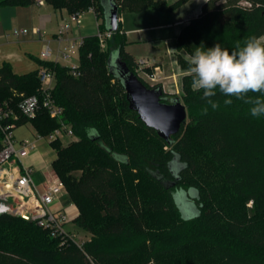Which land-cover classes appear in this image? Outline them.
Instances as JSON below:
<instances>
[{"label":"trees","instance_id":"obj_1","mask_svg":"<svg viewBox=\"0 0 264 264\" xmlns=\"http://www.w3.org/2000/svg\"><path fill=\"white\" fill-rule=\"evenodd\" d=\"M36 1L0 0V7H29ZM44 1L69 15L86 13L90 5V0ZM114 2L119 14L173 10L159 0ZM253 36H264V0H206L176 41L191 56L201 44L220 43L232 51L237 41L243 45ZM105 43L113 49L104 52L97 35L82 39L77 76L56 62H38L53 74L51 98L77 139L50 144L55 149L51 166L79 211L75 230L88 239L82 249L60 248L34 223L1 214L0 264H264V116H251V105L218 90L212 99L220 106L213 110L202 90L184 87L186 121L165 141L129 110L125 93L114 97V85L124 89L108 73L109 55L118 50L130 71L136 64L124 52L120 26ZM37 71L16 75L8 64L0 67V104L18 117L3 124H13V130L30 124L36 134L47 136L58 127L56 120L42 109L33 119L18 111L23 97L38 94ZM162 98L169 103L178 97L163 93ZM229 98L233 103L224 105ZM1 138L0 130V149ZM174 160L183 166L176 176L169 167ZM182 183L197 192L199 215L188 222L180 218L172 195Z\"/></svg>","mask_w":264,"mask_h":264},{"label":"crops","instance_id":"obj_2","mask_svg":"<svg viewBox=\"0 0 264 264\" xmlns=\"http://www.w3.org/2000/svg\"><path fill=\"white\" fill-rule=\"evenodd\" d=\"M202 1L204 3L206 0ZM163 13L174 15V18L170 21H159L161 17L159 14ZM68 16L65 10H55L45 2L42 5L35 4L29 7H0V67L8 64L14 74L24 75L38 70L40 60L56 62L60 65H62L61 60L72 63L71 56L69 59L62 57L65 48L71 42L82 41L85 37L96 35V28L99 31L100 21L94 13L86 12L81 24L71 25L58 41L59 27L67 21ZM146 16L154 18V22L140 24ZM184 17L183 15L179 17L177 11L170 13L151 9L139 13L121 11L119 26L120 33L125 37L124 52L133 58V53H135L139 56V60L147 61L148 65L153 64L154 68H158L161 73L166 72L169 67L171 68L172 52L170 50L174 47L173 42L179 34V25ZM21 30H26V33L19 34L18 31ZM138 44H142V48L133 51L131 48L139 46ZM53 46H55L54 50ZM47 48L51 51V55L49 58H44L43 51ZM75 50L77 51L76 65L62 66L73 68L78 65V48ZM134 60L139 61L135 58ZM28 125L32 131L26 128ZM13 134L16 141H21L26 138L33 139L36 132L30 124H26L14 129ZM48 146L51 147V145ZM34 155L35 153L23 159L25 165L33 168L32 179L35 173L33 163L37 158ZM43 181V175L38 184L33 179L39 190L42 189ZM60 205L67 209L73 219L77 217L76 206L69 201L67 193L60 197Z\"/></svg>","mask_w":264,"mask_h":264},{"label":"built area","instance_id":"obj_3","mask_svg":"<svg viewBox=\"0 0 264 264\" xmlns=\"http://www.w3.org/2000/svg\"><path fill=\"white\" fill-rule=\"evenodd\" d=\"M43 0H37V5H42ZM88 12L93 13L90 9ZM85 12H76L68 16L57 33V40L66 33L71 25H80ZM19 34L26 30L18 31ZM112 33L98 31L97 37L100 45L111 37ZM81 40L71 42L62 53L64 59H69L72 50L79 48ZM51 51L47 48L43 51V57L49 58ZM140 64H145L140 61ZM76 67L71 74L77 76ZM157 69V68H154ZM150 81H155V74H146ZM39 83L38 94L23 97L18 104L19 114L27 119H33L42 109L50 119L56 120L58 127L47 136L36 134L33 139L16 141L13 134V124L4 125L7 118L17 120L13 111L0 104V130L2 133L0 149V215L8 214L27 222H32L38 228L46 231L48 235L57 241L60 248L75 246L82 249L87 239L79 236L77 231L68 230L73 226L74 219L68 214L67 209L61 207L60 197L66 194L65 187L55 174L51 164H47L43 170L44 181L42 189L35 185L32 179L33 168L23 163V159L36 153L38 142L44 141L50 145L54 141L68 143L76 140L71 128L62 121V109L51 98L54 87V76L47 69L39 68L37 71ZM57 206V207H56ZM74 206V205H73ZM75 208V207H74ZM76 209V208H75Z\"/></svg>","mask_w":264,"mask_h":264},{"label":"clouds","instance_id":"obj_4","mask_svg":"<svg viewBox=\"0 0 264 264\" xmlns=\"http://www.w3.org/2000/svg\"><path fill=\"white\" fill-rule=\"evenodd\" d=\"M189 65L191 88L193 91L202 90V98L213 110L220 106L212 99L218 90L225 97H234L251 105V116H264V36L249 37L243 45L237 41L232 51L222 48L220 43L208 48L201 44L189 57ZM249 93L259 95L250 96ZM223 103L231 105L233 99H225ZM207 110L204 108L205 113ZM173 201L185 222L198 217L199 212L189 191L177 190Z\"/></svg>","mask_w":264,"mask_h":264},{"label":"rangeland","instance_id":"obj_5","mask_svg":"<svg viewBox=\"0 0 264 264\" xmlns=\"http://www.w3.org/2000/svg\"><path fill=\"white\" fill-rule=\"evenodd\" d=\"M44 1V0H43ZM45 2V1H44ZM167 7H173V10L171 12L177 11V14L179 17L183 15V20L181 21V25H179V28L184 26L188 21H190L193 18H196L200 12H201V7L204 4L202 0H159L158 5H163ZM92 9L93 13L95 16L99 19V21L102 23V18H101V12L99 9V4L98 0H90V5L88 7V10ZM87 10V12H88ZM170 13V12H169ZM152 14V13H150ZM158 15L157 13H154ZM160 19L159 21H170L174 18V15L168 14V13H163L159 14ZM154 18L152 17H145L141 20L140 24H151L154 22ZM96 31L98 33V29L96 28ZM180 31V29H179ZM96 33V35H97ZM102 33V32H101ZM147 36L149 34H146ZM178 36V35H177ZM177 38V37H176ZM174 47H171L172 49L170 52H172V57H171V68L167 69L166 72H159V69H154L153 64H149L147 61H144L145 64H140V61L138 58L139 56L133 53L134 58L136 60H139L138 62L136 61V64L131 67V71L140 79L144 82V85L148 87H161L164 93L169 94V96H176L179 98L181 104H183L182 101V93H183V88L188 87L191 88V81H192V75L189 73V55L186 53V50L184 49V43L182 41L177 42L176 39L174 40ZM139 46H133L131 48L133 51L139 50L142 48V44H138ZM101 48L104 52H107L111 49H113L112 45L108 46L104 42L101 45ZM109 48V49H108ZM55 49V46H53V50ZM130 49V50H131ZM71 58H73V62L70 63L68 61H63L61 60L60 63L62 65H68V66H73L76 65L77 63V51L74 49L70 53ZM146 74H155V81H150L147 77ZM192 89V88H191ZM185 91V90H184ZM113 93L114 97L117 100V98H121L124 96V92L121 90L119 86L114 85L113 86ZM184 105V104H183ZM28 130H31V127L28 125L26 127ZM32 131V130H31ZM77 140V139H76ZM179 139H176L175 143L176 145L178 144ZM63 144V143H62ZM65 145V143H64ZM37 152L35 153L34 156H36V161L33 163L34 165V176L33 179L34 181L38 184L41 180V175H43L42 171L45 169V166L47 165L46 163H50L54 160L55 158V149L54 147H50L46 145V143L40 142L36 146ZM165 151L170 150L167 148H164ZM184 190L189 191L191 193L192 199L195 202L196 208L198 210V204H197V192L194 189H188L190 186H188L186 183H182L180 185ZM180 189V188H179ZM179 189H175L172 193L176 192ZM77 216L79 214V211L76 207ZM68 230H75L74 226L69 225ZM79 236L88 239L84 233L78 232Z\"/></svg>","mask_w":264,"mask_h":264},{"label":"water","instance_id":"obj_6","mask_svg":"<svg viewBox=\"0 0 264 264\" xmlns=\"http://www.w3.org/2000/svg\"><path fill=\"white\" fill-rule=\"evenodd\" d=\"M99 3L105 31L116 32L119 28L118 6L114 0H99ZM107 68L108 73L121 83L129 110L137 114L146 128L154 130L159 138L168 142L172 136L179 133L187 118L186 108L179 98H173L169 103L162 102V88H147L121 60L118 50L109 55ZM169 167L176 176L183 166L174 160Z\"/></svg>","mask_w":264,"mask_h":264},{"label":"flooded vegetation","instance_id":"obj_7","mask_svg":"<svg viewBox=\"0 0 264 264\" xmlns=\"http://www.w3.org/2000/svg\"><path fill=\"white\" fill-rule=\"evenodd\" d=\"M165 103V102H164Z\"/></svg>","mask_w":264,"mask_h":264}]
</instances>
